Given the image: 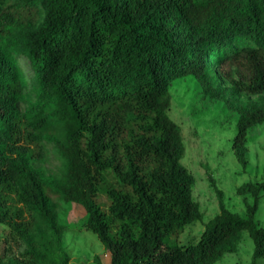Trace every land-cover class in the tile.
I'll list each match as a JSON object with an SVG mask.
<instances>
[{
	"label": "trees",
	"instance_id": "16d2710c",
	"mask_svg": "<svg viewBox=\"0 0 264 264\" xmlns=\"http://www.w3.org/2000/svg\"><path fill=\"white\" fill-rule=\"evenodd\" d=\"M19 29L38 85L24 110L25 81L9 42ZM223 59L243 68L238 77L220 70L229 87L213 80ZM185 75L219 100L228 90L263 93L264 0H0V223L31 239L40 219L57 236L32 240L10 264H68L59 235L69 227L94 233L109 264H214L236 251L243 230L253 241L250 264L264 257V227L254 220L264 168L260 181L236 189L252 196L245 217L216 189L219 212L198 241L167 245L202 217L194 176L180 162V127L167 114L169 84ZM236 110L231 146L245 168L247 132L264 122V103ZM55 124L64 129L61 184L30 165ZM54 195L82 205L86 221L57 224Z\"/></svg>",
	"mask_w": 264,
	"mask_h": 264
},
{
	"label": "rangeland",
	"instance_id": "374dc122",
	"mask_svg": "<svg viewBox=\"0 0 264 264\" xmlns=\"http://www.w3.org/2000/svg\"><path fill=\"white\" fill-rule=\"evenodd\" d=\"M36 25L29 30L37 28ZM26 31L15 30L10 36L12 55L20 68L25 81L23 99L20 109L24 110L36 100L38 90L33 68L30 64L24 43ZM212 67L215 85L229 87L230 84L222 75V70L234 77L243 74V68L229 59ZM221 70V72H220ZM171 94L168 116L180 127L184 143V154L180 162L193 174L192 198L202 213L200 220L185 226L177 236H172L167 245H185L198 241L205 223L219 212L216 189L222 191V200L226 208L239 215L246 216V203H252L250 194L238 195L236 189L245 182H258L262 179L264 168V122L254 124L248 129L245 168L237 161L232 139L236 133L238 119L237 107L242 105H261L264 103L263 93L225 92V99L219 100L204 94L200 83L193 75L180 76L169 84ZM50 135L44 141L45 150L41 159H31L30 165L40 170L43 175L58 183H63L66 160L58 149L57 141H63L64 129L61 124L50 127ZM10 203L19 206L12 198ZM52 215L57 224L68 225L83 223L87 219L86 210L76 202H65L53 196ZM254 220L264 227V196H262ZM46 222L38 219L31 239L14 236L8 226L0 223V256L2 264H10L15 256H21L30 242L55 240ZM62 246L69 253L68 264H109L110 254L103 247L96 235L89 230H77L69 227L59 235ZM235 252L225 253L214 264H250L253 241L246 230L241 232L238 240L233 242ZM232 243V244H233ZM52 256L57 257L56 252ZM256 264H264V257L257 258Z\"/></svg>",
	"mask_w": 264,
	"mask_h": 264
}]
</instances>
